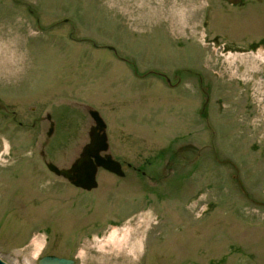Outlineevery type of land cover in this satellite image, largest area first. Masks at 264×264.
<instances>
[{
    "label": "rangeland",
    "instance_id": "1",
    "mask_svg": "<svg viewBox=\"0 0 264 264\" xmlns=\"http://www.w3.org/2000/svg\"><path fill=\"white\" fill-rule=\"evenodd\" d=\"M180 2L0 0V258L7 264H37L49 253L74 255L76 264H264L263 138L196 134V120L181 121L183 102H197L188 88L133 73V66L141 73L201 60L190 9L200 0ZM227 21L218 17L216 28L225 31ZM223 57L208 51L205 59ZM259 58L248 57L247 69L261 66ZM260 86L254 81L258 97ZM89 107L104 119L115 158L123 145L129 157L132 147L189 145L181 160L189 197L185 190L131 196L129 189L123 198L122 178L102 169L97 187L80 191L43 167L42 160L69 167L78 156L93 123ZM186 212L188 221L180 220Z\"/></svg>",
    "mask_w": 264,
    "mask_h": 264
},
{
    "label": "flooded vegetation",
    "instance_id": "2",
    "mask_svg": "<svg viewBox=\"0 0 264 264\" xmlns=\"http://www.w3.org/2000/svg\"><path fill=\"white\" fill-rule=\"evenodd\" d=\"M181 1L180 5L185 3L190 6L191 0ZM190 9L199 21L198 35L201 40L199 45L202 49V58L198 64L191 65L192 67L183 65L172 70L169 69L170 67L165 70L149 67L141 73L138 72L136 66H133L134 75L146 78L148 74H152L168 88L174 89L180 85L188 88L189 95L197 102L196 105H194V101L193 103L188 101L187 104L183 102L185 107L181 121L182 124L189 125L196 120L199 131L196 134L217 137L223 141L229 138V142L233 137L260 136L264 143V0H200L197 6H192ZM218 17L221 20L222 18L228 20V27L225 31L216 28ZM221 36L228 37L229 40H221ZM104 45L111 46V44ZM108 50L116 57H121V52L116 47ZM208 51L212 55L217 53L220 57H224L207 63L205 57ZM230 56H233L231 58L233 61L226 64L228 61L225 57ZM251 56H260L261 66L247 69L248 57ZM257 79L261 82L262 96L260 97L256 95L259 91L253 87V83ZM4 110L6 107L3 104V99L0 98V111ZM40 120L44 119L40 118ZM40 120L38 119V121ZM46 120L49 121V126L51 122L53 123L54 129L51 115L50 119ZM34 123L32 122L31 125L34 126ZM18 124L23 125L21 121ZM253 147L256 148L257 145ZM184 148L186 151L189 145L181 146L177 150L166 145L157 150L146 152L143 150L145 153L143 154L141 149L132 147V151H130L132 156L129 157V154L125 155V151L128 150L126 145H123L118 158L107 151L118 161L121 174L118 175L102 168H98V170L102 169L122 178L118 188L121 190L119 195L123 198L130 189L132 190L131 196H158L161 199L163 197L171 198L176 193H182L185 190L186 195L183 196L185 199L189 197L187 196L189 170H185L187 165L184 164V161L181 162L185 158ZM262 151L264 152V144ZM191 163L199 165L200 162L193 160ZM42 165L47 168L46 161L42 160ZM232 165L236 170L233 178L238 180V168L234 164ZM249 179L252 181V174H249ZM160 186L166 188L165 191H161ZM72 187L86 192L92 190H86L73 184ZM135 190L137 193L134 192ZM245 196H248L247 192ZM258 203L264 205V201ZM185 205L187 207V204ZM141 210L139 209L133 215H137ZM197 216L198 213L195 215L194 212L191 215V220L196 221L195 217ZM189 217V213H187V216L180 217V220L186 218L188 221ZM72 260V264H76L74 255H72Z\"/></svg>",
    "mask_w": 264,
    "mask_h": 264
},
{
    "label": "water",
    "instance_id": "3",
    "mask_svg": "<svg viewBox=\"0 0 264 264\" xmlns=\"http://www.w3.org/2000/svg\"><path fill=\"white\" fill-rule=\"evenodd\" d=\"M104 47L114 49V47L110 45H104ZM88 114L93 123L88 130V142L82 146L78 157L69 167H59L50 161H46V167L49 171L66 179L69 183L86 190H91L97 186L96 174L98 168L108 170L118 175L121 174V170L118 161L107 152L109 143L105 121L98 110L94 108L89 107ZM46 118L50 119V114H47ZM52 131L53 123L51 122L46 135L50 136ZM72 262L73 260L71 258L54 254L43 255L37 259V264H72ZM0 264L7 263L0 258Z\"/></svg>",
    "mask_w": 264,
    "mask_h": 264
}]
</instances>
